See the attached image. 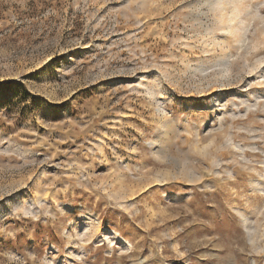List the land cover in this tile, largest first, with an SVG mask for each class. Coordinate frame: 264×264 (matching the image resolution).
I'll return each instance as SVG.
<instances>
[{"label":"rangeland","instance_id":"374dc122","mask_svg":"<svg viewBox=\"0 0 264 264\" xmlns=\"http://www.w3.org/2000/svg\"><path fill=\"white\" fill-rule=\"evenodd\" d=\"M0 83V264H264V0H0Z\"/></svg>","mask_w":264,"mask_h":264},{"label":"trees","instance_id":"16d2710c","mask_svg":"<svg viewBox=\"0 0 264 264\" xmlns=\"http://www.w3.org/2000/svg\"><path fill=\"white\" fill-rule=\"evenodd\" d=\"M2 83H0V86H1ZM4 84V83H3Z\"/></svg>","mask_w":264,"mask_h":264}]
</instances>
